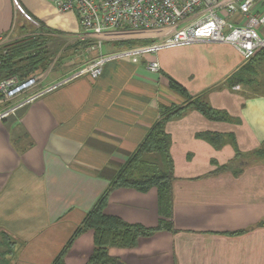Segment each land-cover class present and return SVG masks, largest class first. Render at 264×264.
Segmentation results:
<instances>
[{"label":"crops","instance_id":"0c3cea01","mask_svg":"<svg viewBox=\"0 0 264 264\" xmlns=\"http://www.w3.org/2000/svg\"><path fill=\"white\" fill-rule=\"evenodd\" d=\"M251 12L264 16V0H255ZM259 32L264 35V24ZM36 33L52 39L54 53L60 47L72 55L62 69L51 64L35 88L13 101L16 112L0 120V234L17 244L0 264H52L162 111L187 103L168 77L232 120L212 121L191 109L167 123L174 230L142 238L133 249L112 248L111 257L117 264H264V163L242 162L237 175L240 161L222 168L236 161L235 145L244 156L264 147V96L226 85L249 61L229 44L201 42L165 48L137 63L111 59L98 78L78 75L101 54L122 50L117 42L157 40L130 35L104 41L98 52L75 12H60L51 0H0V46ZM152 60L158 71L149 69ZM203 133L231 135L235 145L216 148L199 137ZM106 212L149 228L162 218L156 189H117ZM93 248L88 231L66 263L86 264Z\"/></svg>","mask_w":264,"mask_h":264},{"label":"trees","instance_id":"16d2710c","mask_svg":"<svg viewBox=\"0 0 264 264\" xmlns=\"http://www.w3.org/2000/svg\"><path fill=\"white\" fill-rule=\"evenodd\" d=\"M52 39L42 34L24 37L12 44L0 46V79L17 75L21 79L43 74L53 64L55 53L49 44ZM153 40H128L117 42V49H129L147 46ZM170 87L185 98V105H172L162 111L159 120L150 128L149 133L138 150L132 155L127 164L121 169L116 179L101 196L93 209L85 216L83 222L76 229L65 247L56 256L52 264H67L66 257L74 242L84 233H94V248L86 264H117L118 260L110 255V249H133L138 246L140 239L151 238L163 231H173L174 207V162L170 152L171 137L166 130L167 123L183 117L187 111L194 110L212 121H231L227 111L214 108L202 97H193L187 89L174 78L168 77ZM226 85L229 88L247 87L252 95L264 96V51L259 52L239 71L230 76ZM3 96L0 95V101ZM9 102V101H8ZM8 102L0 104L3 108ZM12 102V101H10ZM199 137L205 139L216 148H221L231 141L235 145L233 136L217 133H203ZM236 161L228 166L229 169L241 163L252 165L264 163V147L250 156H244L236 147ZM134 189L141 193L157 190L159 213L162 217L157 227L149 228L141 224H131L122 218L109 215L106 212L110 195L117 189ZM16 241L7 233L0 234V258L6 260L13 256Z\"/></svg>","mask_w":264,"mask_h":264},{"label":"built area","instance_id":"2783aa9c","mask_svg":"<svg viewBox=\"0 0 264 264\" xmlns=\"http://www.w3.org/2000/svg\"><path fill=\"white\" fill-rule=\"evenodd\" d=\"M60 12H75L83 35L95 39L93 50L101 52L106 40H122L130 35L157 41L142 47L101 54L78 75L98 78L111 59H131L134 63L165 48L201 42L229 44L250 61L264 51V35L259 28L264 16L252 14L255 0H51ZM240 17L243 18L240 21ZM238 18V19H237ZM152 71L160 65L152 60ZM42 74L21 79L17 75L0 79L2 101L10 102L35 88ZM31 100V99H30ZM27 101H29L27 99ZM11 105L0 112V120L14 114Z\"/></svg>","mask_w":264,"mask_h":264},{"label":"rangeland","instance_id":"374dc122","mask_svg":"<svg viewBox=\"0 0 264 264\" xmlns=\"http://www.w3.org/2000/svg\"><path fill=\"white\" fill-rule=\"evenodd\" d=\"M7 40H5V42L4 43H2L1 45L2 46H5V45H8V44H12V43H14V42H16V40L15 41H11V42H6ZM18 41V40H17ZM108 46V45H107ZM56 50H55V56L53 57L54 58V63H53V65H55V67H54V69L56 68V69H62L63 68V66L65 65V59L67 58V57H69V55H72V53H67L65 50H63V48H60V47H56L55 48ZM105 50H104V52H107L108 50H109V47H106L105 46V48H104ZM90 50H91V48H90ZM69 52H71L70 50H69ZM67 54H69V55H67ZM86 54V53H85ZM86 57V56H85ZM85 57H83V61L85 60V59H90L91 57H89V56H87L86 58ZM15 101V100H14ZM5 103V101H0V104H4ZM13 104V101L12 102H8L3 108H0V112L1 111H3V109H7V108H9V106H11Z\"/></svg>","mask_w":264,"mask_h":264}]
</instances>
